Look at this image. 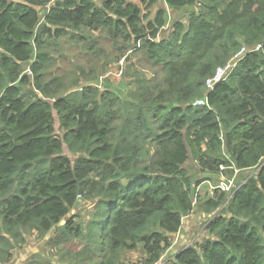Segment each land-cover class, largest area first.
Wrapping results in <instances>:
<instances>
[{
  "label": "trees",
  "instance_id": "16d2710c",
  "mask_svg": "<svg viewBox=\"0 0 264 264\" xmlns=\"http://www.w3.org/2000/svg\"><path fill=\"white\" fill-rule=\"evenodd\" d=\"M163 2L195 9L163 31L158 0H0V264L51 230L49 244L76 248L71 264L138 250L158 264L196 203L207 237L171 264H264V0ZM96 33L111 61L140 53L152 78L136 73L125 97L99 75L44 82L57 37L96 54ZM189 160L236 188L200 197ZM82 202L88 219L72 214Z\"/></svg>",
  "mask_w": 264,
  "mask_h": 264
},
{
  "label": "rangeland",
  "instance_id": "374dc122",
  "mask_svg": "<svg viewBox=\"0 0 264 264\" xmlns=\"http://www.w3.org/2000/svg\"><path fill=\"white\" fill-rule=\"evenodd\" d=\"M158 8H164L167 12L166 14V25L163 31H168L172 28V23L175 21H182L187 23L189 16L194 12V7H184L179 11L172 10L169 6L165 5L163 0H158L155 12ZM46 9L40 10L41 16L44 15ZM99 40L97 41V48L99 47L101 51L96 54L93 51L88 52L84 47H81V43L78 45L76 43L70 44L67 38L64 36H59L56 38L57 46H53L49 49L51 52L50 59L46 62L45 73L42 76L44 82L51 80L56 77H63L65 79L79 78L80 83H83L82 78L84 76L90 77L91 75H99L97 79V84L103 89H109L114 93L125 97L130 91L129 82L134 80L136 73L145 74L152 78V70L146 61L141 59L140 53L129 54L128 62L124 59L118 62H113L110 59L115 56L112 50V44L103 35H98ZM163 35V34H161ZM106 64L105 71L100 75L103 64ZM132 63V67L128 70L127 65ZM26 70L29 64L26 66ZM138 71H135V70ZM158 71V70H157ZM125 72L128 73L125 74ZM160 76L162 74L158 71ZM29 76L33 74L29 71ZM56 129L58 128L57 117L55 116ZM59 132V130H57ZM64 153L67 154L72 159L74 155L64 147ZM186 167L192 170L198 178H206V181L202 182L197 191L200 197L205 198L210 196L213 192V188L220 183V178L213 174H202L199 172V168L194 162L188 161ZM224 180V179H223ZM226 182V181H225ZM228 183V182H227ZM198 204L194 205V210L192 213L183 219L182 228L180 229L179 238L177 237L175 248L179 247L180 241L185 242L182 248L193 245L197 242H201L203 238L207 237L205 232L206 222L209 216H202L198 211ZM90 205L89 203L82 202L78 207H76L72 214H78L84 216L86 219L90 215ZM77 218L76 221H78ZM55 230H51L44 238L38 239L35 234L27 235L24 245L21 248H16L13 253L12 260L9 264H71L72 258L67 253L69 245L73 248L71 244L63 245L59 248L49 244L48 239L53 237ZM175 237H173L174 240ZM64 247L66 249H64ZM73 249H76L75 247ZM174 254L167 252L163 258L158 262V264H171V260ZM125 264H142L141 252L134 251L128 252L124 258Z\"/></svg>",
  "mask_w": 264,
  "mask_h": 264
},
{
  "label": "built area",
  "instance_id": "2783aa9c",
  "mask_svg": "<svg viewBox=\"0 0 264 264\" xmlns=\"http://www.w3.org/2000/svg\"><path fill=\"white\" fill-rule=\"evenodd\" d=\"M245 50L242 49L237 55H241ZM232 63L227 64L225 66L219 67L217 68L215 74L209 78L206 83L208 87H212L213 85H215L216 83H218L220 80H222L224 78V76L227 74V72L230 70V68L232 67ZM30 69L28 68L26 70V73L29 74ZM205 103V99L202 98H198L194 101L195 105H202ZM221 188L223 189H229V188H236L234 183L232 181H229L228 183L222 181L220 183Z\"/></svg>",
  "mask_w": 264,
  "mask_h": 264
},
{
  "label": "crops",
  "instance_id": "0c3cea01",
  "mask_svg": "<svg viewBox=\"0 0 264 264\" xmlns=\"http://www.w3.org/2000/svg\"><path fill=\"white\" fill-rule=\"evenodd\" d=\"M47 11V10H46ZM189 216V215H188ZM182 228V227H181ZM180 228V229H181ZM179 233H180V230L174 235V240H173V246L171 247V249H169L168 252H170L171 254H175L176 252H178L179 250L182 249V245L183 243L185 242L184 240H181L180 241V244H179V247L175 248V245H176V240H177V237L179 238Z\"/></svg>",
  "mask_w": 264,
  "mask_h": 264
}]
</instances>
